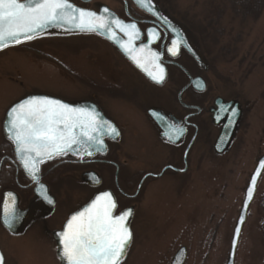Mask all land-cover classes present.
Masks as SVG:
<instances>
[{"label":"rangeland","instance_id":"rangeland-1","mask_svg":"<svg viewBox=\"0 0 264 264\" xmlns=\"http://www.w3.org/2000/svg\"><path fill=\"white\" fill-rule=\"evenodd\" d=\"M104 1L114 7L113 0ZM157 1L195 32L212 63L216 93L239 99L253 110L225 158L211 151L200 163L195 158L189 180L164 178L148 186L137 200L133 241L122 264H172L182 247L187 251L183 264H227L247 186L257 159L264 154V11L257 20H234L229 0ZM219 12L221 19L213 24ZM120 60L106 41L91 35H46L0 51V146L4 143L2 122L13 104L33 93L67 100L88 97L95 83L108 84V74L124 67ZM151 94L145 96L149 99ZM132 122L145 131L142 116H132ZM143 142L152 154L164 157L154 137L129 144L137 150ZM74 186L64 185L67 194L57 216L61 220L84 200ZM0 247L7 254V264L60 263L55 248L33 235L11 238L0 227ZM235 264H264V172Z\"/></svg>","mask_w":264,"mask_h":264},{"label":"flooded vegetation","instance_id":"flooded-vegetation-1","mask_svg":"<svg viewBox=\"0 0 264 264\" xmlns=\"http://www.w3.org/2000/svg\"><path fill=\"white\" fill-rule=\"evenodd\" d=\"M69 1L96 13L101 11L103 5L107 6L123 23H134L140 38L136 46L152 43V49L161 56L160 64L166 69V76L162 82H156L137 69L109 41L97 36L117 52L124 67H117L110 72L111 75L108 74V84L95 83L88 97L60 99L68 103L86 101L95 104L116 126L119 135L105 138L104 151L100 150L92 157L81 158L66 154L40 165L39 183L47 187L49 198L53 201L51 204L41 196L38 184L25 175L13 145L4 137L1 146L4 144L5 147L0 148V227L11 238L33 235L46 240L47 246L55 248L59 264L64 263L62 251L58 252L55 234L63 230L72 215L100 193L110 191L117 204L115 215L133 207L134 221L137 200L144 195L149 185L164 178L174 182L189 180L195 170V158L198 157L197 161L200 163L211 151L219 158L229 155L244 127V120L253 110V106L246 107L239 99L216 93L212 79L213 66L208 54L203 52L197 41L198 37L196 38L189 23L174 17L164 6L159 4L158 11L151 13L138 7L133 0H113L114 7L105 4L104 0ZM150 30H155L156 36L150 37ZM173 40L178 41L175 56L168 52ZM193 53L198 54L200 61ZM158 71L154 69L152 72ZM151 91L148 99L145 94ZM218 99L223 102H217ZM151 110L159 112L156 118L149 113ZM239 110L241 120L233 144L228 151L220 154L215 144L225 125L234 119ZM132 116L144 118L145 131L132 126ZM128 123L131 128L137 129L131 130L127 127ZM172 126L183 129L179 139L173 137L169 140ZM148 136L154 137L158 146L164 150L162 159L152 154L145 142L137 150L134 148L135 140L141 137L147 139ZM129 141L133 143L129 144ZM199 145L201 147L195 155ZM263 155L257 159V163ZM67 183L75 185L72 188L78 190L84 200H80V197L78 206L67 212L61 220L57 216L67 194L63 193ZM7 191L13 192L18 201L15 208L19 218L12 220L14 228L20 226L16 234H11L3 222L4 194ZM0 251L4 264H7L5 250L0 247Z\"/></svg>","mask_w":264,"mask_h":264},{"label":"snow or ice","instance_id":"snow-or-ice-1","mask_svg":"<svg viewBox=\"0 0 264 264\" xmlns=\"http://www.w3.org/2000/svg\"><path fill=\"white\" fill-rule=\"evenodd\" d=\"M137 3L152 11L146 0H137ZM104 11L108 10L105 8ZM111 23L128 36V44L121 43V47L143 68L140 59L133 54L136 50L130 46L133 39L139 37L136 25L125 24L117 19ZM65 26L69 30L111 32L109 21L104 16L76 8L69 0H0V48L10 43L19 44L21 38L32 40L46 28ZM149 36H156L155 30H150ZM139 51L143 52L144 48ZM168 52L177 55V40L172 41ZM150 55L153 61L159 59L154 52ZM155 66L158 73L150 71L148 74L159 83L164 79V69L159 64ZM7 117L6 123L11 133L9 138L16 145L24 169L37 184L39 165L46 160L71 151L73 146H78L81 158L84 155L91 156L93 150L104 147V135H119L116 128L100 118L94 110L73 108L46 97H31L21 101L8 111ZM182 134L183 129L172 126L169 140L173 137L179 139ZM39 191L49 204L53 203L43 184H39ZM251 191H248L249 198ZM115 208L116 202L112 195L105 192L97 196L87 209L68 220L65 230L58 234L66 264H121L131 241V232L126 225L131 210L114 216ZM18 218L15 197L9 193L4 202L3 222L11 228L12 220ZM0 264H3L2 256Z\"/></svg>","mask_w":264,"mask_h":264},{"label":"water","instance_id":"water-1","mask_svg":"<svg viewBox=\"0 0 264 264\" xmlns=\"http://www.w3.org/2000/svg\"><path fill=\"white\" fill-rule=\"evenodd\" d=\"M134 3L148 11L146 8L144 7H141L138 3H137V0H133ZM21 2H24V0H21ZM71 4H73L76 8H79V9H84L82 7H79L78 5H76L74 2H71L69 1ZM146 2L149 4V6L152 8V11H148V12H151V13H156L158 11V6L154 3L153 0H146ZM107 9L108 11L105 12L104 9ZM84 10H88V11H92V10H89V9H84ZM94 12V11H92ZM96 13V12H95ZM97 15L99 16H104L108 21H109V26L111 28V32L107 31V30H103V31H96V32H89V31H79L78 29H75V28H72L71 30L68 29L67 26L65 27H49V28H46L42 31V33L39 35V36H36L35 38H33L32 40L36 39V38H39V37H42V36H46V35H74V34H95L107 41H109L114 47H116L118 49V51L127 59L129 60L137 69H139L140 71H142L143 73H145L148 77H151L149 76L148 72H152L154 69H157L156 68V64H159L161 67H163L161 64H160V55L154 51L152 49V43H148V44H144L142 46H136V43L140 41V38H135L133 39V41L131 42V47L133 49H135L136 51H134V55H136L138 57V59H140L141 63L144 65V67H139L137 65V63L128 55V53L124 50V48L121 47V43L123 44H128V41H129V38L127 35H125L123 32L120 31V29L115 25V24H112L111 21L114 20V19H117V20H120L116 14L110 10L107 6H102L101 8V11L99 13H96ZM168 20V19H167ZM121 21V20H120ZM170 21V19H169ZM113 35L115 38H113ZM123 35L126 39H123V37L121 36ZM32 40H24L23 38H21V43L19 44H13V43H10L7 47H4V48H0V51L6 49V48H9V47H15V46H19L21 44H24V43H27V42H30ZM141 48H144V51L143 52H140L139 49ZM156 53L159 57L158 60H155L153 61L150 53ZM193 52V51H192ZM193 55L196 57V59L198 61H200V58L198 56V54L196 53H193ZM154 64V65H153ZM154 68V69H153ZM147 69V71L145 70ZM153 69V70H152ZM164 69V79H165V76H166V69L163 67ZM31 97H46L48 99H51V100H58L60 101L61 103H64V104H67L69 105L70 107H73V108H85V109H88L89 111H92L94 110L96 113L99 114V117L102 118L104 121H107L109 124H111L113 127L116 128V126L109 120L107 119L104 114L101 112V110L93 103L91 102H86V101H81V102H76V103H68L62 99H59L57 97H54V96H51V95H47V94H42V93H33V94H30V95H27L26 97L22 98L21 100H19L18 102H16L15 104H13L9 109L8 111L16 104L20 103L21 101L25 100V99H28V98H31ZM217 102H220L222 103L223 100L222 99H218ZM235 103V102H234ZM232 104V103H230ZM238 105V104H237ZM8 111L6 112L5 114V118L3 120V123H2V129H3V135L5 137L6 140H8L14 147V153L16 155V158L18 159V161L20 162V164L22 165V162L16 152V145L15 143L13 142V140H11L9 138V136L11 135V133L8 131V127H7V113ZM152 117L156 118L157 117V114L159 112L155 111V110H151L149 112ZM241 120V111L239 110L238 113H236V116L234 117V119L230 122H228L222 133L220 134L216 144H215V148L216 150L218 151V153L222 154L226 151H228L232 144H233V141L236 137V133L238 131V125H239V122ZM117 130V128H116ZM118 132V131H117ZM110 137H114L112 135H104L103 136V145L104 147L102 149H99V150H93V155L89 156V155H84L82 158L84 157H92L94 156L98 151L100 150H103L106 148V142H105V138H110ZM117 137V136H115ZM79 150H78V146H73V149L71 151H67L65 154L63 155H66V154H72L76 157H81L79 154H78ZM63 155H60V156H63ZM56 157H59V156H54L52 159L56 158ZM52 159H49V160H46L45 162L47 161H50ZM262 164H264V156L260 158L259 162H258V165L256 166L253 174L251 175V178H250V181H249V184L247 186V189H246V192H245V198L243 200V203H242V207H241V210H240V214H239V217L237 219V222H236V226L234 228V232H233V236H232V241H231V248H230V253H229V258H228V261H227V264H235V260H236V252H237V248H238V245H239V241H240V238H241V234H242V230H243V227L245 225V223L247 222V218H248V213H249V209H250V206L252 205L253 201H254V198H255V195L257 193V189H258V183L260 181V178L264 172V167H262ZM41 165V164H40ZM39 165V167H40ZM22 168H23V171L25 173L26 176H28L29 178H31L27 171L24 169L23 165H22ZM38 180L40 181V172H39V175H38ZM253 180H255V182L253 183ZM36 183V182H35ZM41 184V183H39ZM39 184H38V187H39ZM96 184H98L96 182ZM46 191H47V195L49 197V193H48V190H47V187L44 185ZM249 189H251V197L249 198L248 196V191ZM107 193H110L112 195V192L110 191H106ZM11 193L14 197H15V206L17 204V197L16 195L11 192V191H7L5 192L4 194V202L6 199H8V194ZM103 193L105 192H102L100 193L99 195H102ZM98 195V196H99ZM112 198L113 200L116 202L114 196L112 195ZM96 199V198H95ZM94 199V200H95ZM93 200V201H94ZM91 201L90 203H88L85 207H83L79 212H83L85 209H87L91 204L92 202ZM4 202H3V217H4ZM116 209H117V204H116V208L113 210V215L114 216H119L121 213H123L124 211L126 210H131V215L128 216L127 220H126V225L127 227L129 228V231L131 232V241L126 249V253L121 261V264L124 262V260L126 259L127 257V254H128V251L132 245V241H133V233H132V228H131V225H132V221H133V217H134V209L133 207L131 208H128V209H125L124 211H122L121 213L119 214H116L115 215V212H116ZM77 212V213H79ZM75 213V214H77ZM74 214V215H75ZM73 216V215H72ZM71 216V217H72ZM70 217V219H71ZM22 219V218H21ZM68 222V221H67ZM67 224V223H66ZM5 225V224H4ZM8 229H10V232L11 234H16L17 231L19 230L20 226H18V228H14L12 226V228H9L7 225H5ZM66 228V225L65 227L63 228L62 231H64ZM62 231H59L55 234V238L57 240V243H58V252L62 251V245L60 244V237H59V233H61ZM186 255H187V251H186V248L185 247H182L178 252L177 254L175 255L174 257V260H173V263L172 264H183L185 259H186ZM0 256L3 257L1 251H0ZM61 258H62V254H61ZM63 260V263L66 264V261L64 259ZM3 264H4V258H3Z\"/></svg>","mask_w":264,"mask_h":264},{"label":"trees","instance_id":"trees-1","mask_svg":"<svg viewBox=\"0 0 264 264\" xmlns=\"http://www.w3.org/2000/svg\"><path fill=\"white\" fill-rule=\"evenodd\" d=\"M228 6H229V10L232 12V17L234 20L236 18L246 19L249 17L251 19L257 20L261 17L264 11V0H229ZM213 13L215 14L216 17L217 11L214 10ZM221 15L222 12H219L218 18L216 20L213 18L215 20L213 24L220 21ZM4 147L5 146L3 144L0 148H4Z\"/></svg>","mask_w":264,"mask_h":264}]
</instances>
